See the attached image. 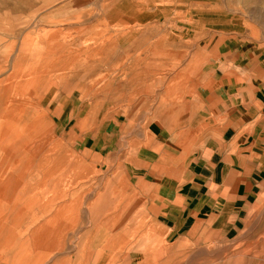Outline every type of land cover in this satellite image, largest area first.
<instances>
[{"label": "rangeland", "instance_id": "374dc122", "mask_svg": "<svg viewBox=\"0 0 264 264\" xmlns=\"http://www.w3.org/2000/svg\"><path fill=\"white\" fill-rule=\"evenodd\" d=\"M140 32L156 40H144L142 47L136 38ZM139 47L141 55L135 51ZM151 47L160 56L146 51ZM225 47L247 48L264 66V0H0V112L11 113L21 130L23 112L30 114L28 123L38 120L43 128L41 136L31 138L32 145L43 137L48 150L55 148L78 163L62 168L57 186L55 181L42 183L37 172L25 174L27 184L19 182V190L26 188L47 210L64 207V227H77L72 222L79 213L74 237L72 228L64 234L63 249L48 248L49 256L55 255L50 261L61 257L66 264H86L90 256L85 255L100 230L95 227H113L123 194L133 213L142 210L146 202L135 198L136 184L123 175V124L143 131L155 117L173 115L172 106L182 111L187 83L198 80L207 54ZM11 175L22 179L21 171ZM67 186L69 193L76 188L75 196L53 200ZM110 192L113 215L102 216L103 195ZM20 200L13 201L15 212ZM46 212L32 202L21 214L25 222L12 230L21 240L30 238L43 217L49 219ZM143 221L147 230L154 229L150 248L173 249L150 215ZM92 229L86 253L81 237ZM258 233L255 239L264 240V231ZM233 244L187 246L176 252L181 257L208 256L211 264H220L221 258L229 259ZM239 250L246 260L253 254L264 258V248ZM3 256L0 264H13Z\"/></svg>", "mask_w": 264, "mask_h": 264}, {"label": "crops", "instance_id": "0c3cea01", "mask_svg": "<svg viewBox=\"0 0 264 264\" xmlns=\"http://www.w3.org/2000/svg\"><path fill=\"white\" fill-rule=\"evenodd\" d=\"M146 35V32L136 34L141 46L144 40H156L155 35ZM153 47L146 51L160 56ZM135 51L139 55L144 52L141 47ZM173 95L174 91L170 98ZM183 105L182 111L172 106L173 115L168 118L155 117L143 131L123 124V175L126 182L136 184L135 198L145 201L146 205L133 213L127 207L129 197L123 194V204L113 218V227H95L100 230L90 243L93 247L89 255L85 250L95 229L81 237L84 255L90 256L86 264H211L208 256L181 257L176 250L209 244L223 248L227 241H233V248L229 250V259L221 258L220 264H264V258L258 254L246 260L239 250L264 248V240L255 239V232L264 231L262 62L247 48L225 47L210 52L198 80L187 83ZM10 114L0 112V121L5 125L0 131L12 139L15 132L20 135L24 132L26 137L23 129L6 119ZM66 162L59 172L67 164L72 163L66 168L78 165L73 158ZM1 173L0 253L3 258L13 264H41L47 260V264L68 263L61 257L55 262L49 259L55 255L49 256L48 248L60 251L65 247L63 239L57 240L55 246L45 244L47 249L41 247L38 255L32 256V250L30 256L25 253L22 244L30 246L32 234L21 240L12 230L24 223L25 217L20 218L14 207L7 211L5 206L6 201L21 197V181L14 179L9 170ZM103 198V211L98 213L113 215L111 192ZM23 199H28L25 193ZM74 215L73 223L79 227V213L77 218ZM145 215H150L153 226L160 228L167 242L175 245L169 252L150 248V231L154 229L144 227ZM16 216L17 223L13 219ZM139 217L141 222L137 221ZM77 227L71 228L72 237ZM49 228L55 231L63 227Z\"/></svg>", "mask_w": 264, "mask_h": 264}, {"label": "bare ground", "instance_id": "6f19581e", "mask_svg": "<svg viewBox=\"0 0 264 264\" xmlns=\"http://www.w3.org/2000/svg\"><path fill=\"white\" fill-rule=\"evenodd\" d=\"M89 51H91V47H90ZM61 57H62V55H61ZM66 57H68V56H66ZM58 61L60 62V60H58ZM33 68H34V65H33ZM8 102H9V99L7 100V103ZM2 111H3V109H2ZM24 114L25 113L23 112V117H22V119L21 118L20 119L22 122V129H23L22 132L25 131L26 137H24V132H23L22 133V135H23L22 139L19 138L20 136L15 137L14 135H13L14 137L12 136L13 137V139H12L9 136H7L5 131H0V170H1V172H4V174H5V172H7V170H9L11 173L15 170L21 171V176L20 175L18 176V177L22 178L20 180L21 182H24V178L27 177V176H25V174L30 176L32 173L37 172L38 173L37 175H38V177L42 183L43 182L45 183L47 181H52V182L55 181L54 182L55 186H57V184H61V181L57 180L56 174L59 172L60 167L65 163L67 156H64L62 152H60V154H59L55 148L48 150L47 149L48 144H46L44 142V140H42L43 137L38 139L37 142L35 143V145H32L31 142L30 143L27 142L33 136H41L43 128L40 125V123L38 122V120L33 121L32 123H28V120H30V117H32V116H30V114H25V115ZM27 117H28V120H27ZM13 118L14 117L11 115L6 117V119H9V121H11V123L14 124ZM21 122H18V123L21 125ZM3 124H4V121L3 122L0 121V128H3L5 126ZM19 129H21V128H19ZM19 134H20V132H19ZM25 139H29V140H25ZM15 142L17 143L16 145H15ZM56 148H57V146H56ZM68 165L71 166L72 163L67 164V166ZM23 172H25V173L23 174ZM1 175H2V173H1ZM54 178H56V179H54ZM26 184H27V182H26ZM70 185H73V184L71 183ZM26 190H27L26 188H23L21 197H17L15 199L10 200V201H6L5 206H6V209L8 211V209L14 207L15 202H13V201L18 199V198H21V200H20L21 203H20V205H18V208H17L18 209L17 215H19L20 217H21L22 212H27L29 209L32 208V202L35 203V206H39L40 209L42 208L43 211L44 210L47 211L46 212L47 216H49V214H50L49 219L44 220V217H43V222L41 224H39L38 228H36L37 230L32 233V239L33 240L31 241L30 246L28 244H24V245L22 244V248H23V246L25 247V253L27 255L30 256L29 253H30V250H32V254H33L32 256H35V255L39 254V250L41 249V247L45 246V244L49 245V243H50V245L52 244L53 246H55V242L57 240L58 241L60 239L64 240V234L68 233L69 231H72L71 230L72 227H69V225H66V227H64V225H63L65 223L66 213H67V212H65L64 207L62 208L60 205L57 208L55 207L53 209L47 210L48 208L46 209L45 204H40V203L36 202L35 200H33V198L27 193ZM69 190L70 189L68 186L66 189V193H65L64 189H61L60 196H58L55 193L53 200L57 201L58 199H61V197L64 198L67 196H70L71 198L74 197L75 192H77L76 188L74 187V191H72V193H69ZM24 193L26 194V196L28 198L26 200L23 199ZM64 193H65V195H64ZM75 201L76 200H73V201H71V203L74 204ZM14 210L16 211L15 207H14ZM74 210H76V209H74ZM74 210H73V212H74ZM13 219L16 221V223L19 222L18 216L13 217ZM73 220H74V218H73ZM1 223H2V221H1ZM0 225H2V224H0ZM61 226L63 227L62 229L55 230V231L50 230V228H49V227H61ZM45 248L47 249V246H45Z\"/></svg>", "mask_w": 264, "mask_h": 264}]
</instances>
